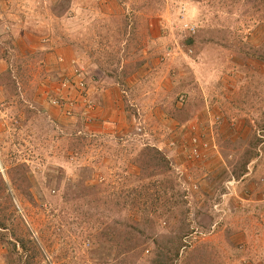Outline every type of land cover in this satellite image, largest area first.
Here are the masks:
<instances>
[{
    "label": "rangeland",
    "instance_id": "374dc122",
    "mask_svg": "<svg viewBox=\"0 0 264 264\" xmlns=\"http://www.w3.org/2000/svg\"><path fill=\"white\" fill-rule=\"evenodd\" d=\"M1 179L30 264H264V0H0Z\"/></svg>",
    "mask_w": 264,
    "mask_h": 264
},
{
    "label": "trees",
    "instance_id": "16d2710c",
    "mask_svg": "<svg viewBox=\"0 0 264 264\" xmlns=\"http://www.w3.org/2000/svg\"><path fill=\"white\" fill-rule=\"evenodd\" d=\"M4 77L7 79H10V75L8 74H4ZM84 139L85 138H81L79 137L78 139H72L71 144H70V150L74 153V154H78L80 155L81 153H83L84 151ZM145 155V158L143 160V156H142V165L141 167L146 166V168H142L143 172H147V171H152V174L154 173V171H156L159 168V163L161 160H163L162 158V154L159 153L157 150L155 149H148L146 150V152L143 154ZM251 159H254L255 156H251L249 157ZM246 168V167H245ZM144 173V174H145ZM78 175H80V173H77L76 176H74V178H76ZM154 175V174H153ZM79 180L80 177L78 176ZM63 183V182H62ZM60 184H58V188ZM83 185L81 182H79V185L77 186V189L75 192H72V186H71V182L68 184L67 183V191H71V196H69L73 201H79L82 198H84L85 193L83 192L82 189H80L79 187ZM6 188V182L1 179L0 180V189L4 190ZM142 190L145 191V189H147V187L142 186L141 188ZM172 193V197L171 198H175L176 194H174L175 191V186L170 190ZM139 196H143V193L139 192L138 193ZM167 197V196H166ZM169 198V199H171ZM168 199V200H169ZM171 201H173L171 199ZM7 230V226H6V217L5 216H0V244H2L3 246L6 247V249L10 252V256H12V260L15 259V263L16 264H30L31 260H25V255L23 252H21L18 248V246L22 247V251L26 250V245L23 241V239L19 238V240L16 243H12L13 247H10V240H9V232L6 231ZM178 256V253H177ZM168 257V256H167ZM11 260V262H12ZM160 264H166L167 260L165 258L164 255H161V257H159L158 259Z\"/></svg>",
    "mask_w": 264,
    "mask_h": 264
},
{
    "label": "built area",
    "instance_id": "2783aa9c",
    "mask_svg": "<svg viewBox=\"0 0 264 264\" xmlns=\"http://www.w3.org/2000/svg\"><path fill=\"white\" fill-rule=\"evenodd\" d=\"M66 84H64V85H66ZM74 84H75L74 87H76L75 89H77V91L81 93L80 94L81 97L85 98L86 102L88 103L89 100H87L88 99V95H87V86H86L85 81L84 80H80L78 83L75 82ZM70 91H71V88H69V92ZM71 96H72V94H71ZM72 100H75V99L70 98L69 102L67 103L66 100H64L65 102H62L61 99H58V100L54 101V104L59 106L62 109H66L65 105L68 106L69 108L73 107L75 105V102H72Z\"/></svg>",
    "mask_w": 264,
    "mask_h": 264
},
{
    "label": "crops",
    "instance_id": "0c3cea01",
    "mask_svg": "<svg viewBox=\"0 0 264 264\" xmlns=\"http://www.w3.org/2000/svg\"><path fill=\"white\" fill-rule=\"evenodd\" d=\"M258 264H263V262H257ZM247 264H256V261H253V262H247Z\"/></svg>",
    "mask_w": 264,
    "mask_h": 264
}]
</instances>
